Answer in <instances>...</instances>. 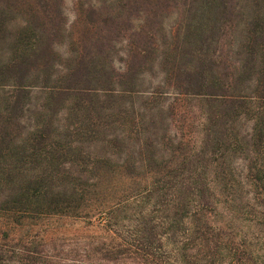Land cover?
Here are the masks:
<instances>
[{"label": "trees", "instance_id": "1", "mask_svg": "<svg viewBox=\"0 0 264 264\" xmlns=\"http://www.w3.org/2000/svg\"><path fill=\"white\" fill-rule=\"evenodd\" d=\"M105 3L91 13L107 35L72 39L54 70L55 41L82 22L62 0H0V264H264V0ZM164 4L178 19L158 57ZM127 26L113 75L108 34ZM235 34L243 59L219 75ZM146 69L164 86L140 88ZM183 102L199 129L162 139L157 113ZM65 220L83 224L68 250Z\"/></svg>", "mask_w": 264, "mask_h": 264}, {"label": "rangeland", "instance_id": "2", "mask_svg": "<svg viewBox=\"0 0 264 264\" xmlns=\"http://www.w3.org/2000/svg\"><path fill=\"white\" fill-rule=\"evenodd\" d=\"M104 2H106L105 6H107V2H109V0H62L65 23H67V25H71L75 20H80V22L82 23L76 28L70 30V32H68L65 37L55 41V50L61 56V59H55V64L57 67H55L54 70H56L57 68L60 69L66 67L65 59L67 54H71L72 52H74L73 46L71 45L72 39H78L80 42L87 45L89 43L96 42L107 35V33H102L96 25L100 21V18H98L96 15L94 16L91 13V7L93 8V6H99V4H102ZM246 6L247 7L246 10H244L243 19H247L252 10H254V8H252L250 5ZM154 10H157V13L159 15V18H157L155 22L159 23L158 19H162L163 22L161 25H153V29L151 31L155 44H158L160 47L158 53V57H160L162 56L161 54L164 52V50H166L167 48L169 42V37L167 36V34L178 19V10L166 4L163 5V8H155ZM261 12L264 13V10H261ZM146 22L147 20L145 21V23ZM133 25L136 27H139V25H141L148 29L145 25L139 23V21L137 23H133ZM126 28L130 27H121L122 31L119 34L116 32L108 34L109 38L113 39V45L109 56V63L111 65L109 71H111L110 73L113 75L120 74L122 70L121 68L127 61V58L125 57V54L128 51L126 42L131 41L133 37H131L130 31H127ZM233 40L236 41L237 45L239 46L240 42H242L243 40V37L235 34L234 37H230L229 40H227V38L222 39V62L220 63V70L218 71L219 75L220 73H222V76H224L227 73V71L225 70L226 66H230V64H236L238 63V61L241 62V60L243 59V56L241 54L236 53V48L232 49L231 42H233ZM145 76V80L140 84V88H156L157 86L163 87L167 82L164 81V84H162V75L160 74L159 69H146ZM247 78L248 77H243L241 79V81L246 85ZM168 92H171L170 88ZM124 101L129 102L128 97H125ZM141 102L142 101L140 99L136 100V103ZM170 104H172V97H166V100H163V105L169 106ZM180 106L181 108H178V110L180 109L181 112L178 115H171V111L169 110H164L161 113H157L156 131L158 136L162 137V139H166L169 136L172 137L173 135H184V137L190 138V136H192L194 132H197V130L199 129L198 123L196 121V116L198 113L195 108H193V106H190L188 102H183L182 104H180ZM182 112L183 114L182 116H180ZM30 117L34 116L30 114L29 117L26 116L25 118ZM163 156L164 157L161 158V160H167V158H169V156L165 155V153H163ZM55 227L57 228L58 232L63 233L62 236L64 237L62 238L64 239L60 242V244L63 245V248L65 250L75 248L83 241L81 240L80 234L83 227L82 223L74 224L65 220L57 223Z\"/></svg>", "mask_w": 264, "mask_h": 264}]
</instances>
